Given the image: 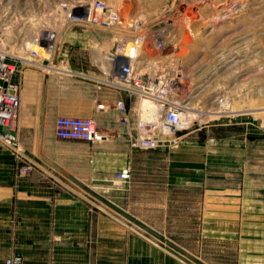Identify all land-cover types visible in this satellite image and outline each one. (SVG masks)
I'll return each mask as SVG.
<instances>
[{
  "label": "crops",
  "instance_id": "obj_1",
  "mask_svg": "<svg viewBox=\"0 0 264 264\" xmlns=\"http://www.w3.org/2000/svg\"><path fill=\"white\" fill-rule=\"evenodd\" d=\"M64 22L51 30L48 53L18 76L17 151L0 144V264L13 257L25 264H264L262 206L241 196L245 185L223 191L227 211L215 217V201L198 200L202 185L193 183L204 169L151 167L150 154L161 150L143 159L133 147L137 124L150 116L118 86L123 76L111 54L118 33ZM35 41L24 49L36 50ZM61 116L93 119L101 141L57 139ZM217 116L208 114L201 128ZM186 135L176 137L177 148L194 152ZM200 144L208 161L207 141ZM27 165L32 171L24 175ZM125 169L127 182L116 177Z\"/></svg>",
  "mask_w": 264,
  "mask_h": 264
},
{
  "label": "rangeland",
  "instance_id": "obj_2",
  "mask_svg": "<svg viewBox=\"0 0 264 264\" xmlns=\"http://www.w3.org/2000/svg\"><path fill=\"white\" fill-rule=\"evenodd\" d=\"M90 1L0 0L6 51L25 58L26 41L41 37L51 41V30L71 19L70 12L78 5ZM103 1L118 13L117 29L76 23L118 33L115 45L125 46L120 40L124 38L131 48L137 47L138 71L170 86L168 100L193 117L185 129L167 136L157 149L160 153L150 154L151 167L171 169V162L195 157L204 165V175L193 178V183L202 185L197 197L215 201V217L227 211L221 205L223 191H238L244 185L241 196L262 206L264 215V0ZM158 40L162 49L156 47ZM35 47L42 56L44 49ZM210 113L218 115L214 126L201 128ZM32 116L38 120L37 114ZM180 134L196 142L194 152L177 148ZM205 141L208 161L206 147L200 144ZM138 152L146 159L142 153L158 151ZM199 212L201 216L202 209ZM249 212L244 211L247 216L252 215Z\"/></svg>",
  "mask_w": 264,
  "mask_h": 264
},
{
  "label": "built area",
  "instance_id": "obj_3",
  "mask_svg": "<svg viewBox=\"0 0 264 264\" xmlns=\"http://www.w3.org/2000/svg\"><path fill=\"white\" fill-rule=\"evenodd\" d=\"M70 12V17L75 22L89 24L105 30H115L119 27L120 18L116 11L112 10L103 0H92L80 4ZM50 41L38 38L35 45L42 47L47 52ZM158 49L163 48L162 41L156 43ZM120 51H124L120 53ZM119 53V54H118ZM111 54L113 63L117 62L123 77H116L118 86L124 92L137 95L141 101H152L159 110L158 120L148 119L137 124V138L133 147L139 150H155L167 142V136L185 129L183 117L184 107L168 100L170 86L158 82L156 79L144 77L138 70L137 47L125 53V47L115 45ZM41 58L35 49H29V60L26 58L11 57L6 51L3 41L2 29L0 27V144L17 151L15 129L18 122L20 102L18 98L19 76L23 67L36 63ZM116 64V63H115ZM116 109L119 113V121L127 123L125 117L126 108L122 101H117ZM185 119V118H184ZM55 137L64 141H82L95 143L101 141L102 137L96 130L93 119L61 116L55 121ZM31 166H24V175H29ZM118 180L128 181L130 170L125 169L117 176ZM4 264H25L19 257L9 258Z\"/></svg>",
  "mask_w": 264,
  "mask_h": 264
},
{
  "label": "bare ground",
  "instance_id": "obj_4",
  "mask_svg": "<svg viewBox=\"0 0 264 264\" xmlns=\"http://www.w3.org/2000/svg\"><path fill=\"white\" fill-rule=\"evenodd\" d=\"M125 42V41H124ZM125 49L127 50V53L129 52V50H131L132 48L129 46V42L128 40L125 42ZM46 52V51H45ZM44 52V53H45ZM47 54V53H46ZM119 54V53H118ZM175 84V83H174ZM176 85V84H175ZM142 107L144 109H147L148 110V114L150 116V119H152L153 121L154 120H158L159 116H160V113H159V110L158 108L156 107V105L150 101V100H143L142 101ZM188 113V112H187ZM187 113H186V116L183 117V120H184V127L186 128L188 126V124L190 123L191 119V114L189 113L188 116H187ZM193 115V114H192ZM202 116V115H201ZM185 118V119H184Z\"/></svg>",
  "mask_w": 264,
  "mask_h": 264
},
{
  "label": "water",
  "instance_id": "obj_5",
  "mask_svg": "<svg viewBox=\"0 0 264 264\" xmlns=\"http://www.w3.org/2000/svg\"><path fill=\"white\" fill-rule=\"evenodd\" d=\"M171 167L173 168H180V169H195V170H203V164L197 163H185V162H172Z\"/></svg>",
  "mask_w": 264,
  "mask_h": 264
}]
</instances>
